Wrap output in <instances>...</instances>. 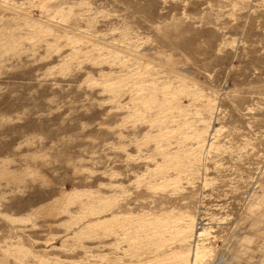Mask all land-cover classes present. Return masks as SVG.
<instances>
[{"label":"rangeland","instance_id":"rangeland-1","mask_svg":"<svg viewBox=\"0 0 264 264\" xmlns=\"http://www.w3.org/2000/svg\"><path fill=\"white\" fill-rule=\"evenodd\" d=\"M0 264H264V0H0Z\"/></svg>","mask_w":264,"mask_h":264}]
</instances>
